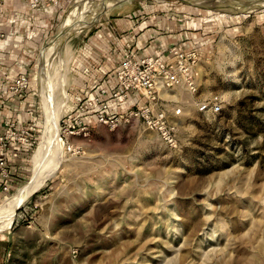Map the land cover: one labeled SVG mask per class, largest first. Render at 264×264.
<instances>
[{
  "label": "rangeland",
  "instance_id": "obj_1",
  "mask_svg": "<svg viewBox=\"0 0 264 264\" xmlns=\"http://www.w3.org/2000/svg\"><path fill=\"white\" fill-rule=\"evenodd\" d=\"M140 1L63 0L45 31L28 73L35 145L0 206L51 175L6 217L0 264H264V0H164L185 13L200 99L224 105L202 115L186 92L162 96L183 103L173 147L140 120L112 128L75 108L86 40Z\"/></svg>",
  "mask_w": 264,
  "mask_h": 264
},
{
  "label": "crops",
  "instance_id": "obj_2",
  "mask_svg": "<svg viewBox=\"0 0 264 264\" xmlns=\"http://www.w3.org/2000/svg\"><path fill=\"white\" fill-rule=\"evenodd\" d=\"M173 3L142 0L137 9H122L112 15L113 20L105 18L98 30L86 40L76 58L74 75L77 90L86 91L87 96L114 82L115 70L122 60L120 39L125 35L137 36L136 50L140 56L168 58V51L173 46L184 51H198L189 27L183 21L185 13L182 15L183 10L179 9L182 13H178L176 7L172 8ZM63 5L62 0L58 7L32 11L28 0L1 1L0 32L5 34V38L0 40V122L11 120L21 126L34 123L35 100L34 94H30L31 86L26 93L19 95L8 93L6 88L20 75H29L44 33L60 16ZM76 88L75 96H79ZM136 100V97L131 98L130 103ZM30 154V149L16 146L8 151L10 165L18 180L28 170Z\"/></svg>",
  "mask_w": 264,
  "mask_h": 264
},
{
  "label": "built area",
  "instance_id": "obj_3",
  "mask_svg": "<svg viewBox=\"0 0 264 264\" xmlns=\"http://www.w3.org/2000/svg\"><path fill=\"white\" fill-rule=\"evenodd\" d=\"M28 1L32 11L58 7L60 4V0ZM136 37L135 34L121 37L122 60L115 70L114 82L102 87L97 93L90 94L85 108L77 107V104L76 112L93 115L91 118L97 123L107 124L112 128L120 122L140 120L145 128L156 132L166 145L173 147L177 144L178 118L183 111L182 108L172 107L176 101L164 100L162 96L178 90L186 92L193 97L192 105L197 113L212 116L223 112L222 96L212 95L200 99L197 71L200 56L197 51H184L173 46L168 51V58L140 56L136 50ZM4 38L5 34L0 32V40ZM30 86L29 76L22 74L8 84L6 91L19 95L26 93ZM134 97L137 100L131 104L130 99ZM176 104L183 106L181 102ZM117 107L124 108L120 116L113 113ZM35 132L32 126H21L11 120L0 122L1 201L12 194L19 182L10 165L8 151L12 146L32 150L36 140Z\"/></svg>",
  "mask_w": 264,
  "mask_h": 264
},
{
  "label": "bare ground",
  "instance_id": "obj_4",
  "mask_svg": "<svg viewBox=\"0 0 264 264\" xmlns=\"http://www.w3.org/2000/svg\"><path fill=\"white\" fill-rule=\"evenodd\" d=\"M61 38V37H60ZM48 113V112H47ZM57 116V115H56ZM56 125H58V124H56ZM49 126V125H48ZM50 127V126H49ZM53 127H54V124H53ZM48 129H50V128H48ZM57 131V130H56ZM52 133V132H51ZM49 136V135H48ZM58 136V135H57ZM47 137V136H46ZM58 138V137H57ZM45 140H48L47 138L45 139ZM51 140V139H50ZM49 145H50V142H46L45 144H44V148H43V150H42V152L44 151L45 153H47L48 151H49ZM56 145V144H55ZM51 147V146H50ZM57 147H59L58 146V144H57ZM55 149H57V148H54V150ZM59 149V148H58ZM60 150V149H59ZM55 151H57V150H55ZM56 153V152H55ZM41 156V155H40ZM44 156V155H43ZM43 156H42V158H43ZM60 157V156H59ZM41 158V159H42ZM57 158V157H56ZM40 160V159H39ZM45 165H46V162H45ZM44 165V166H45ZM43 166V165H42ZM42 166H41V168H42ZM51 167V166H50ZM52 169H53V167H52ZM41 172H42V170H41ZM41 172H38L37 174H36V176H34V178H33V180H32V182H30L26 187H24V188H22L13 198H11V199H8L7 201H6V203L4 204V205H2V206H0V220H2V225L0 226V229L1 228H3L4 226H3V224L5 223V219H6V217L7 216H9V215H11L14 211H15V209L20 205V204H22L23 202H25V200L26 199H28L29 197H31L34 193H35V191H36V189H37V187H38V185H39V183L44 179V178H46L47 177V179H48V177L51 175V172L50 171H45L43 174L41 173ZM44 181V180H43ZM41 188V187H40ZM39 188V189H40ZM38 189V190H39Z\"/></svg>",
  "mask_w": 264,
  "mask_h": 264
}]
</instances>
